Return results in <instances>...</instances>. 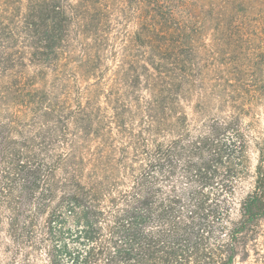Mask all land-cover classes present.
Masks as SVG:
<instances>
[{
	"label": "trees",
	"instance_id": "trees-1",
	"mask_svg": "<svg viewBox=\"0 0 264 264\" xmlns=\"http://www.w3.org/2000/svg\"><path fill=\"white\" fill-rule=\"evenodd\" d=\"M259 16L241 0H0V242L12 259L264 264L263 150L240 197L243 115L197 120L182 102L199 59L208 52L220 82L226 46L241 50Z\"/></svg>",
	"mask_w": 264,
	"mask_h": 264
},
{
	"label": "rangeland",
	"instance_id": "rangeland-1",
	"mask_svg": "<svg viewBox=\"0 0 264 264\" xmlns=\"http://www.w3.org/2000/svg\"><path fill=\"white\" fill-rule=\"evenodd\" d=\"M243 7H249L252 2L260 7V16L252 21L255 34L244 36L243 48L234 54L233 43L226 46L227 52L224 55V68L220 82H216L215 72L208 74V52L202 56L201 67L194 77L195 92L182 98L191 117L203 120L210 116H224L240 112L243 115V122L248 135L250 136V172L242 183L240 197H243L253 187L255 180L256 166L260 160V149L263 150L264 163V0H241ZM244 15V12L241 13ZM243 27L248 26V18H243ZM241 29V28H240ZM247 33V30L244 31ZM253 33V32H252ZM246 38H252L251 42ZM204 40V41H203ZM208 35L200 42L201 46L208 44ZM106 63L114 65L112 54L106 53ZM211 65V60H209ZM219 85V86H218ZM221 90V91H220ZM198 91V92H197ZM208 95V97L206 96ZM208 104V112L198 114L192 112L194 105ZM210 115V116H209ZM262 236L258 238L259 247L264 241V223L261 227ZM5 240V235H3ZM7 240V239H6ZM252 245V244H251ZM253 247V246H251ZM253 258L244 260L241 256L237 258L235 264H252ZM20 257L12 259L11 249L7 244L0 242V264H21ZM34 264H47V255L44 249H39L33 260Z\"/></svg>",
	"mask_w": 264,
	"mask_h": 264
}]
</instances>
